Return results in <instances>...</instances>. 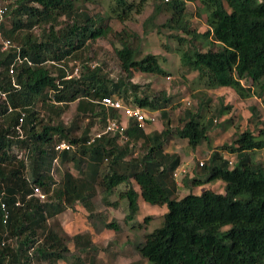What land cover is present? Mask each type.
Masks as SVG:
<instances>
[{
    "label": "trees",
    "instance_id": "trees-1",
    "mask_svg": "<svg viewBox=\"0 0 264 264\" xmlns=\"http://www.w3.org/2000/svg\"><path fill=\"white\" fill-rule=\"evenodd\" d=\"M2 1L8 9L0 21L1 34L12 45L3 48L0 39V264H95L98 249L90 233L68 234L56 217L81 204L97 231L99 218L104 219L101 226L114 227L116 221L95 210L94 198L101 195L116 205L107 198L123 183L125 220L138 212L140 197L167 207L162 223L136 244L143 260L264 264V158H253L256 149H264V120L256 109L251 107L259 117L253 130L237 132L229 143L213 149L203 165L195 164L192 180H221L223 191L206 188L181 196L174 176L181 155L169 149L173 133L195 149L209 142L216 117L202 120L200 99L197 111L181 116L173 129L168 117L172 96L135 81L137 72L166 71L154 53L138 58L139 35L115 30L111 19H131L146 0H110L107 17L86 6L100 0ZM195 1L208 12L209 27L202 33L187 16L188 2ZM164 2L171 12L160 27L186 34L172 33L185 46L183 65L206 88H232L243 98L258 93L264 103V0ZM163 8L156 3V14ZM200 34L210 38L206 50L194 41ZM108 38L114 39L110 43L117 68L91 62L93 42ZM244 80L258 87L253 90ZM104 96L159 111L163 127L141 128L130 117L120 130L105 131L88 143L108 116L120 121L119 111L101 102ZM62 141L73 147L57 149ZM226 152L236 153L237 161Z\"/></svg>",
    "mask_w": 264,
    "mask_h": 264
},
{
    "label": "rangeland",
    "instance_id": "rangeland-1",
    "mask_svg": "<svg viewBox=\"0 0 264 264\" xmlns=\"http://www.w3.org/2000/svg\"><path fill=\"white\" fill-rule=\"evenodd\" d=\"M129 1L138 4L141 0ZM156 3H162L164 7L157 14ZM86 6L93 12L98 11L107 17L110 10V0H100L96 4L88 3ZM170 12L164 0H146L140 13H135L134 11L131 19L124 22L112 18L111 24L115 30L125 28L139 35L141 42L140 52L137 55L138 58L143 57L147 53L158 55L166 74L137 72L134 79L139 83L152 85L151 87L157 90L165 89L172 96V102L168 108V117L173 129L179 124L181 116L188 117L191 112L197 111L200 99L203 100L201 103L203 104L201 108L202 120L213 116L216 117L215 124L209 133V142L204 141L195 149L190 148L185 139H181L173 133L174 138L171 141L169 149L177 151L181 155L182 163L178 168L177 181L181 185L179 194L182 196L190 190L200 193L206 188H221V186L218 187L217 185V182L221 180H208L198 184L191 179L195 172V164L200 160H204H198V158L204 156L203 153L209 146L221 148L225 143H229L232 137L237 132L244 130V128L253 130L259 117L253 116L251 107H254L256 114L260 115V118L264 120V103L263 98L258 93L243 98L232 88H206L202 81L198 79L197 73L183 65L182 48L185 46H182L177 38L172 35V33H177L178 31L167 27H160V24L164 22ZM187 16L190 19L192 27L197 28L199 32L202 33L208 29V12L199 1L188 2ZM178 33L186 35L180 31ZM111 39L113 38L99 39L93 42L90 55L93 64L106 62L112 68H117L119 63L114 50L115 45L110 43ZM194 41L202 50H206L210 46V38L202 34ZM116 46H120V44L117 42ZM244 84L250 86L253 90H256L258 87L251 80H244ZM202 92L204 93L203 95ZM124 104L125 106L132 105L128 102H124ZM224 104L231 107H227L224 112L217 114V110L223 107ZM144 109L149 114L151 113L156 116V121L149 123L146 128L148 130L161 129L164 122L160 112L151 111L147 108ZM119 117L121 125L125 126L128 116L124 113V110H120ZM224 154H227L233 162H236L238 159L236 153L226 152ZM253 158L255 160L263 159L264 149H256L253 153ZM201 177L202 179L206 178L205 176ZM183 179L185 183H183ZM134 187L139 190L136 183H134ZM126 188V183L119 185L115 192L107 198L108 201H116V205H113V203L108 204L102 199L101 195L94 198L95 210L103 212L106 215L105 220L116 221L117 224L114 226L116 229L113 226H101V222L104 219L99 218L100 222H95L97 226H100L98 227L99 231H97L95 226H92L89 222L87 217L88 211L81 204L68 208L58 216L57 221L61 224L64 232L71 235L86 231L90 233L93 244L98 249L95 264H124L129 259L133 260L135 256L139 255L136 250V244L141 239H144L145 234L151 232L162 223L163 213L167 210V207L165 205L149 204L142 197L139 198L140 208L136 215L129 221L125 220V216L128 214V200L122 196V193ZM70 247L72 250L74 249L73 242L70 243ZM144 261L146 264H151L147 260ZM61 264H70V261H62Z\"/></svg>",
    "mask_w": 264,
    "mask_h": 264
},
{
    "label": "built area",
    "instance_id": "built-area-1",
    "mask_svg": "<svg viewBox=\"0 0 264 264\" xmlns=\"http://www.w3.org/2000/svg\"><path fill=\"white\" fill-rule=\"evenodd\" d=\"M7 4L5 1L0 0V21L4 18L5 13L7 12ZM0 39L3 44V48H8L12 45V41L9 38H3L1 34V27H0ZM78 72V67H75L74 74ZM101 102L106 106L110 108H114L120 112V110H124V113L128 116V118H133L137 125L141 128H146V126L149 123H153L156 121V116L154 114H149L144 107L131 105V106H125L123 100L118 97L113 96H104L101 100ZM123 126L121 125L120 121H118L116 118H113L111 116H108L106 118V124L105 127L102 130H98L94 135L91 136L90 139H88V143L93 142L96 137H99L103 132L110 131V130H120ZM72 144L66 141H62L57 145V149H69L72 148ZM204 160H200L199 164L203 165ZM174 176L178 177V169L174 171ZM36 195H38L40 198H44V193L39 187H35L34 189ZM4 206V204H2Z\"/></svg>",
    "mask_w": 264,
    "mask_h": 264
},
{
    "label": "crops",
    "instance_id": "crops-1",
    "mask_svg": "<svg viewBox=\"0 0 264 264\" xmlns=\"http://www.w3.org/2000/svg\"><path fill=\"white\" fill-rule=\"evenodd\" d=\"M213 149H215V148H212V147H210L209 146V148L207 149V150H205V152L203 153L202 151H201V153H203L204 154V156L203 157H201V158H198V160H200V159H204V160H207L208 159V157H209V155H210V153H211V151L213 150ZM177 179V178H176ZM218 184V187H220L221 186V188L220 189H217L218 191H223V183L221 182V181H219V182H217ZM65 212V211H64ZM165 212V211H164ZM164 214V213H163ZM59 216V215H58ZM58 216L56 217V219H58ZM59 222V221H58ZM141 240H143V239H141ZM140 240V241H141ZM143 262H145L139 255L138 256H135L134 258H133V260H131V259H129V261H125V263L124 264H146V262L145 263H143Z\"/></svg>",
    "mask_w": 264,
    "mask_h": 264
}]
</instances>
